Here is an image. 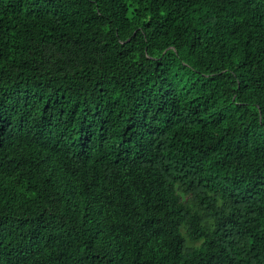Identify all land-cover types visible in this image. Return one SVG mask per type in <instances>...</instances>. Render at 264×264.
<instances>
[{
    "label": "trees",
    "instance_id": "1",
    "mask_svg": "<svg viewBox=\"0 0 264 264\" xmlns=\"http://www.w3.org/2000/svg\"><path fill=\"white\" fill-rule=\"evenodd\" d=\"M0 264H264V0H0Z\"/></svg>",
    "mask_w": 264,
    "mask_h": 264
}]
</instances>
